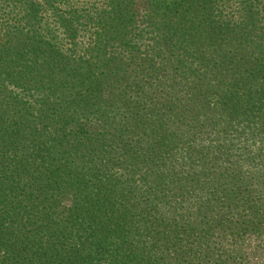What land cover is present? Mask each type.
I'll use <instances>...</instances> for the list:
<instances>
[{"label":"trees","instance_id":"16d2710c","mask_svg":"<svg viewBox=\"0 0 264 264\" xmlns=\"http://www.w3.org/2000/svg\"><path fill=\"white\" fill-rule=\"evenodd\" d=\"M0 264H264V0H0Z\"/></svg>","mask_w":264,"mask_h":264}]
</instances>
